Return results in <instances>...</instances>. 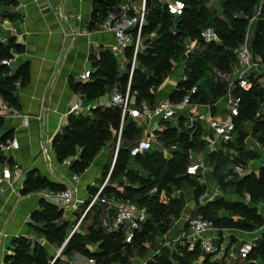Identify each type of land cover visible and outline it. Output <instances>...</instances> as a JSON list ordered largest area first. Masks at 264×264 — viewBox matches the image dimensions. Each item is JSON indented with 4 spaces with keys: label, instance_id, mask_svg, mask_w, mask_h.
<instances>
[{
    "label": "trees",
    "instance_id": "16d2710c",
    "mask_svg": "<svg viewBox=\"0 0 264 264\" xmlns=\"http://www.w3.org/2000/svg\"><path fill=\"white\" fill-rule=\"evenodd\" d=\"M121 1L93 0L90 25L93 27L96 24L102 23L107 14L118 7ZM181 1L185 5V10L180 17L168 15L155 0L146 1L148 16L146 25L141 31V39L153 32H156V38L142 42L145 47L137 52L133 70H131L133 48H128L124 52L127 72L121 75H118L116 72V59L109 51H105L100 54L98 60L92 59L91 67L94 71L91 73L89 82L71 84V87L75 91L80 92L87 101L94 100L108 91L110 87L123 88V94L126 92L125 89L129 87V94L133 95L131 97H134L135 107L140 106L142 102L152 105L155 103L156 97L150 93V89L161 86L167 79L172 72L173 63L183 53L181 48L182 39L190 37L197 41L200 46H203L204 49L187 55L185 64L183 65L185 78L177 85L176 90L170 94L169 100L179 103L186 92L196 86L197 93L193 96L194 103L209 105L216 103L226 94L227 85L222 82L211 81V84L204 89L201 81L207 72L206 66L208 63L214 62L217 71L222 72V74H226V72H228L227 74L231 73L230 65L235 61L234 51L243 42L249 17L254 13L257 0H225L221 18L209 13L206 7L197 0ZM204 24L214 30L219 43H204L200 32V27ZM11 47L15 46L9 44L6 47L0 44V97L8 105L18 108V102L13 95L14 82L19 78L22 79V83L27 80V65L24 64L19 67L14 75L7 76L8 68L1 65V61L10 58L9 49ZM251 48L254 54L264 57V3L261 6L260 14L255 23ZM129 69L130 73H128ZM233 94L239 96L242 100L239 115L234 119L237 134L238 128L243 122L253 120L258 108L259 98L264 96V90L255 85L249 92L235 89ZM121 121L122 113L118 108L104 109L99 107L92 111V117L69 116L67 124L52 140V148L57 160L63 162L67 158L76 157V153L79 150V156L71 164L70 170L76 176L81 175L89 168L95 157L102 150L108 147L111 149L115 148ZM3 124V118L0 117V128ZM136 126V123L132 121L127 123V115L124 117L120 145L110 178L123 170L124 165L119 162L121 156H124V159L127 157L139 159L144 154L146 158L153 161L159 159L161 164L166 165L168 170L167 182L173 184L186 182L190 187L195 188V199H199L203 194V188L197 186L195 181L186 174V161L180 152H172V157L167 159L163 157L162 152L153 151L150 148L142 154L131 157L130 147L135 143L137 137L141 136V131ZM192 128L184 129V132L179 133L176 139L177 142L189 133H191L193 138L202 134L200 125L196 124ZM252 133L256 138L257 144L264 148V115L261 122L253 126ZM176 134L177 131L174 127H167L163 133H159L161 137L160 141L166 148H169L175 140H166ZM7 138V135L1 137L0 142L5 141ZM233 142L234 140L229 146ZM238 151L249 158L257 157L255 153L250 151L245 153L242 149H238ZM144 168L152 172L155 177L159 176V173L153 171L152 167L144 166ZM106 174L107 172L104 175ZM44 185L52 191L63 190L62 186L46 183L45 180L36 177L32 178V174H29L25 181L26 189L23 192L25 193L27 190L33 191ZM234 186L248 197L250 205L216 201L210 206L215 210L225 208L232 214L239 213L247 221L241 222L235 221L232 218H220L214 221V227L218 230L226 229L249 232L253 229V225L263 226V219L257 214L255 206L259 202L264 203V161L257 177L254 175L246 177ZM126 191H129V189ZM125 194L127 196V192ZM109 195L115 200H119L122 196L119 191L110 187H105L99 194V196L105 199H109ZM135 203L145 207L150 217L156 223L167 222L171 217L176 216L174 210L178 207V204L175 202H171L166 206L155 196L144 198L142 201L139 200ZM142 203H145L147 206H144ZM39 207V211L31 214V220L36 224L34 226L35 232L50 245H55L57 248L64 246L61 255H67L71 252H83L86 258L94 261V264H112L108 260L106 261L109 256L115 259L119 251L123 248L131 247L139 235L146 236L144 232H139L141 229L149 228L148 222L135 233L131 244H124L121 232L106 234L101 227H97L98 216L100 215L97 208V220L87 228L86 234L75 233L70 238H67V225L59 222L63 212L43 199L39 201ZM200 212L205 214L207 213V209L200 208ZM96 244L99 245L97 251L90 252L86 249V246ZM10 251L3 258L4 264H62L59 258L53 259L49 257L47 251L41 245L38 243L32 245L23 237L14 238L11 241ZM197 253V250H194L189 253L187 252L185 255L191 258L196 256ZM209 260V255H206L202 264H216L209 263ZM258 260L264 264V230L261 233L260 240L254 243L253 249L247 257L248 264H255ZM156 264L171 263L166 257H163L157 259Z\"/></svg>",
    "mask_w": 264,
    "mask_h": 264
},
{
    "label": "crops",
    "instance_id": "0c3cea01",
    "mask_svg": "<svg viewBox=\"0 0 264 264\" xmlns=\"http://www.w3.org/2000/svg\"><path fill=\"white\" fill-rule=\"evenodd\" d=\"M92 2L93 0H8L0 4V44L6 47L9 44L15 46L9 49L10 58L15 60V68L11 71L8 69L9 75H14L19 67L27 65V80L22 83L19 78L14 82L13 95L18 102V108L8 105L0 98V112L4 118L0 138L7 135V139L15 138L19 144L18 150L10 152L7 158L0 159L1 166L11 165L14 176L11 189L0 197L2 258L11 252V241L23 237L32 245L38 243L45 248L49 257L59 258L65 264H89V259L78 252L67 255L60 253L57 257L60 249L48 244L35 232L36 224L31 220V214L40 210L39 201L45 200L44 195L52 190L45 185L25 193L23 190L26 189L25 181L29 174H32V178L43 179L46 183L62 186L63 189L70 187L76 190L78 210L65 212L58 208L63 212L59 222L67 225L66 234L69 238L81 212L105 183L111 169L109 147L102 150L89 168L79 176L71 172L70 166L57 160L52 148V140L67 124L71 115H65L74 104L88 106L93 111L112 96L105 92L94 100L87 101L80 92L71 87V84L82 83L78 80L82 72L94 71L91 67L92 59L98 60L100 54L112 43L111 34L98 31L97 24L93 27L90 25ZM65 33L71 34V37L64 41ZM118 58H115L117 63H126L125 54L120 56V60ZM184 78V69L179 66V71L172 72L161 85L160 95L154 104L169 99ZM131 107L136 109L134 97L131 98ZM13 111L19 117H12ZM38 116L41 117L40 120L37 119ZM23 117H26V126ZM131 121L134 122L127 117V123ZM134 123L145 129L140 140L150 142L154 139V134L161 130L156 124ZM42 144L46 147L44 154L40 147ZM79 152L78 150L76 157L71 158V163L79 156ZM106 171L107 175H104ZM107 186L112 187L109 179L105 184ZM95 207L101 214L102 208L99 205ZM99 220L100 215L97 227L100 226ZM92 224L87 214L76 233L86 234L87 228ZM223 237L224 234L220 237L218 234L214 242L219 245ZM239 237L246 242L256 239H251L249 235ZM91 246H86V249L89 250L88 247ZM258 262L262 263L258 260L255 264Z\"/></svg>",
    "mask_w": 264,
    "mask_h": 264
},
{
    "label": "rangeland",
    "instance_id": "374dc122",
    "mask_svg": "<svg viewBox=\"0 0 264 264\" xmlns=\"http://www.w3.org/2000/svg\"><path fill=\"white\" fill-rule=\"evenodd\" d=\"M197 1H199L200 4H203L209 13L220 18L222 17V7L225 0ZM262 3H264V0H257L254 13L249 17V23L244 36L246 35L248 29L250 30L254 28L257 21V18L254 19V17L258 13V8ZM118 6L129 7L128 0H122ZM200 32L204 43H219V40L212 28L207 27L204 24L200 27ZM155 38L156 32H153L145 36L142 39V42H145L148 39L154 40ZM144 47L145 45L142 44V49ZM181 48L183 53L173 63V73L174 71H179V66H182L183 68L187 55L204 49L203 46H200L197 41L190 37H185L182 39ZM118 59L120 60V56ZM231 68L232 65H230V71ZM206 69L207 72L201 81V85L204 89H206V87L211 84V81L221 82L217 80V75L219 73L222 74V72L216 70L214 62L208 63ZM116 72L118 75L126 73L127 70L125 63H117ZM128 73H130V69ZM227 73L228 72H226V74ZM7 76H10L9 72H7ZM160 87L161 86L150 89V93L154 94L156 97L155 100L160 95ZM123 90V88H117L113 86L110 87L106 92H109L110 94L115 92L122 93L124 92ZM129 96L131 97L133 95L129 94ZM139 107L140 106L135 108L138 109ZM263 115L264 96L259 98L258 108L253 120L250 122H243L239 126L233 144L225 149H220L217 146H211L208 141L204 140L205 136L202 134H199V136L193 138L191 133H189L188 135L186 134L187 136L184 135L182 139L177 142L176 139L179 133L184 132V129H193L192 125L187 119H180L182 120H179L180 122L178 121L165 125H159L161 130L157 131V133L154 134V139L148 142L151 146V149L153 151L162 152L163 157L167 159L172 157V152H180L183 156V159L186 161L185 172L190 165L197 164L199 166L198 174L195 176H190V178L195 181L197 186L203 188V194L197 200L194 196L195 188L190 187L186 182H179L178 184L167 182V167L165 164H161L159 159H154L155 161H153L152 159L146 158L144 154L141 155L139 159H132L128 157L124 159V156H121L119 162L124 165L123 170L119 171L114 177H109L110 184L112 185L110 188L115 189L116 191H119L120 194H122L118 201L135 203L139 200L142 201L144 198L155 196L166 206L171 202H175L178 204V207L174 210L176 216L171 217L167 222L156 223L150 217L148 220L149 228H143L144 230L141 229L139 231L144 232L146 236L139 235L131 247L123 248L119 251V254L115 259L109 256L106 261L108 260L112 264H156L157 259L166 257V259L171 264H202L206 255L203 254L198 247L192 250H197L198 253L196 256L188 258L185 255L187 252H192L189 250V243L192 241L193 236H191V233L188 231V222L193 218H201L211 222L212 224L215 220L220 218H232L235 221L241 222L247 221L245 218L241 217L239 213L232 214L225 208L215 210L210 205L216 201L250 205L248 197L243 192L239 191L234 185L246 177L252 175L257 177L259 169L263 164L264 148L257 144L256 138L252 133L253 126L258 122H261ZM0 117H3L1 112ZM2 127L3 125L0 129H2ZM136 127L140 129L142 136L145 132L144 127ZM167 127H174L177 131L176 135H170L171 138L166 140H175L172 146L169 148L164 146V144L160 141L161 137L159 136V133H163ZM237 148L242 149L244 153L247 151L255 153L257 157L249 158L238 151ZM114 150L115 148H110V150H108V153L111 156V162L115 156ZM163 157L161 158L163 159ZM144 166L152 167L153 171L159 173V176L155 177L154 174L147 171ZM128 189L129 191H126ZM126 192L127 196L125 194ZM111 197L112 196L109 195V199ZM100 198L104 197L100 196ZM142 204L147 206L145 203ZM255 207L257 214L262 217L264 223V203L259 202ZM200 208H206L207 213L204 214L200 212ZM84 210L81 212L79 219L83 221L88 214V217L92 220V222H96L97 208L95 207L93 210L91 209L82 218ZM263 230L264 225H253V229L249 232H243L239 230H223L224 237L219 241L221 251L218 255H209V263L245 264L244 261L238 257V248L246 241H244L243 238H240L239 236L249 235L251 239L256 237V239H253V241L251 240L254 245V243L260 240ZM66 232H68V230H66ZM153 245L156 246L155 251L152 249ZM59 249H61V247ZM80 254L86 257L83 252H80ZM61 262L62 264H65L64 261ZM257 264L262 263L258 262Z\"/></svg>",
    "mask_w": 264,
    "mask_h": 264
},
{
    "label": "built area",
    "instance_id": "2783aa9c",
    "mask_svg": "<svg viewBox=\"0 0 264 264\" xmlns=\"http://www.w3.org/2000/svg\"><path fill=\"white\" fill-rule=\"evenodd\" d=\"M8 0H0V4ZM147 0H128L129 7L118 6L109 12L102 23L98 24V31L111 34L112 43L106 49L110 54L117 58L124 55L128 48H133L132 67L135 66V56L138 51L142 50L141 31L146 25L148 8ZM161 7L172 17H180L185 5L181 0H155ZM261 5L258 8V13L254 19L260 14ZM254 36L253 29H248L244 36L243 42L235 50V61L232 64L230 74H218L217 80L227 85L226 94L216 103L199 104L193 102V96L197 93V87L194 86L186 92L179 103L171 102L169 99L158 101L156 104L150 105L142 102L138 109L131 107V98L129 96V87L126 92H115L101 106L104 109L118 108L122 113V121L120 129L117 133L114 159L105 183L100 187L98 193L91 198L85 207L84 215L89 212L94 206L99 205L102 208L100 214V226L103 231L108 233H119L123 235V243L131 244L135 233L145 225L150 215L145 207L139 206L136 203L122 202L115 199L100 198L99 194L105 188V184L110 177L111 170L115 161V157L120 145V136L124 123V117H130L134 122H144L146 124H168L178 122L180 119H187L192 127L196 124L201 126L204 140L208 141L211 146H217L220 149H225L234 140L236 135V126L234 119L238 117L242 100L239 96L234 95L235 89L244 92L251 91L255 85H258L264 90V57L253 53L251 44ZM71 34H63L64 41L70 38ZM1 65L7 67L10 71L15 68L14 58H7L1 61ZM92 71L85 70L82 72L78 80L82 83L90 79ZM216 109L214 116H211L210 109ZM12 117H19L16 111L11 113ZM75 115L83 117H92V109L88 106L74 104L66 113L65 116ZM40 116L37 117L40 120ZM24 125H27L26 117H23ZM140 138V137H139ZM137 139L130 147L131 157L142 154L144 151L151 148L146 140ZM212 139V140H211ZM42 154L45 153V146H41ZM19 148L17 139H7L0 142V159L7 158L10 152L16 151ZM71 158L63 161L65 166H71ZM15 168V167H14ZM188 176H195L199 172L197 164L190 165L187 168ZM14 181L13 168L9 164L0 165V197L7 190L11 189ZM76 190L67 187L61 191H52L44 195V199L49 204L61 209L62 211L78 210V203L75 198ZM79 219L76 225L72 228L69 238L78 231L81 223ZM188 231L193 236L189 243V250L192 251L198 247L205 255H218L221 251V246L214 242L217 235L223 230H218L214 225L201 218H193L188 222ZM98 244L88 247L90 252L98 250ZM62 249V248H61ZM60 249V251H61ZM253 249L251 241L244 242L238 248V257L243 261H247L248 255ZM57 254V257L60 254ZM89 264H94L93 260L88 261ZM0 264L2 257L0 255Z\"/></svg>",
    "mask_w": 264,
    "mask_h": 264
},
{
    "label": "water",
    "instance_id": "95a60500",
    "mask_svg": "<svg viewBox=\"0 0 264 264\" xmlns=\"http://www.w3.org/2000/svg\"><path fill=\"white\" fill-rule=\"evenodd\" d=\"M215 111H216V109L214 108V107H212L211 109H210V114H211V116H214V114H215ZM139 137H137V139H138ZM222 235V233H219V237ZM63 248H64V246L62 247V249H61V251H60V253L62 252V250H63ZM152 249L155 251V249H156V246L155 245H153L152 246Z\"/></svg>",
    "mask_w": 264,
    "mask_h": 264
}]
</instances>
